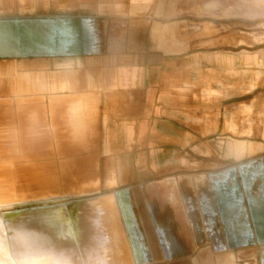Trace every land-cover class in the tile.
<instances>
[{"label":"crops","instance_id":"0c3cea01","mask_svg":"<svg viewBox=\"0 0 264 264\" xmlns=\"http://www.w3.org/2000/svg\"><path fill=\"white\" fill-rule=\"evenodd\" d=\"M194 1L30 0L28 12L37 17L0 20V55L24 52L32 65L49 67L51 81L18 73L13 64L4 75L20 102L76 88L70 95L81 97L67 112L74 138L96 112L103 129L107 113H116L109 126L116 142L140 150L129 154L141 181L123 190L138 264H264V162L222 167L261 148L240 150L252 144L231 138L217 140L213 153L207 145L222 136L224 122L235 134L230 108L255 91L260 72L252 67L264 51H246L240 22L202 18ZM55 71L65 79L77 72V86L55 81ZM37 110L30 109L29 121ZM2 127L15 143L17 126L0 121ZM214 154L221 163L209 162ZM114 173L110 188L118 166Z\"/></svg>","mask_w":264,"mask_h":264},{"label":"rangeland","instance_id":"374dc122","mask_svg":"<svg viewBox=\"0 0 264 264\" xmlns=\"http://www.w3.org/2000/svg\"><path fill=\"white\" fill-rule=\"evenodd\" d=\"M208 1H194L197 9L205 14V16L201 15L202 18L215 21L229 19L231 25L234 22H240L238 28L245 33L247 38L245 50L251 54L264 51V0H217L219 6L211 10L204 7V3ZM29 8L30 0H23L21 3L20 0H0V20L13 21L20 18L37 17V15L29 14ZM260 60V66L252 67V70L256 68V72H260L259 78L254 82L255 91L241 99L244 103L230 108L229 113L233 116V122L236 125L235 134L225 131L224 122L222 136L209 137L210 141L207 145L208 152L213 153L217 140L224 141L231 138L252 144L245 143L240 146V150L248 151V147L249 150H253L254 145L255 148H261V151L240 161L224 160L223 168H236L258 160L264 162V60L262 57ZM11 64L15 66L18 73H26L31 77L36 78L38 75H43L46 81H51V78L47 79V76H52L51 73L47 74L49 67L44 63L32 65L24 52L17 55H0V73H2L0 75V120L4 124L17 126L18 131L17 141L13 148L10 147L7 150L5 158L7 163L13 167L8 174V179L14 183L18 196L32 198L54 193L73 194L75 197L45 203L32 202L16 205L1 211V214L5 220L13 221L33 215H39L40 219L54 216L57 217L58 223L70 226L71 232L76 234V216L79 208L88 199L113 194L120 207L126 204L123 190L141 181L140 176L136 174L137 171L134 170L132 174L135 160L130 158L129 153L134 151L136 155L140 150L129 149L128 145L116 142L119 139L116 138V129L109 127L112 123L111 118L116 114L113 112L107 113L109 116L107 125L109 126L106 129L100 125L102 113L96 112L94 120L86 122L82 135L74 138L67 126V112L71 103L81 97L77 94L70 95V93L77 92L76 88L71 87L66 94L54 91V95L48 92L43 97L25 96L22 97L21 102L16 101L10 93V80L4 75L3 70ZM252 70L250 73L247 72L248 76L254 75ZM64 75L67 76V81L74 82V86H77V72ZM53 76L57 82L66 80L63 74L57 71ZM248 85L245 87L247 93L251 92L248 91ZM108 99L109 103H113L111 97ZM244 105L249 106V109L243 108ZM4 109L6 111H3ZM30 109L39 110H37L36 121L28 120ZM27 128H31L33 133L28 132ZM105 150L108 153L105 154ZM213 157L216 158H211L209 162H222L217 155L214 154ZM117 166L120 170L117 185L110 188L108 180L113 177L112 175L116 176L114 172ZM77 193L83 194L78 196ZM129 211L127 207V212ZM126 215L123 220L126 219ZM132 218L133 216L130 219ZM125 227L132 246L133 231L128 228L127 224Z\"/></svg>","mask_w":264,"mask_h":264},{"label":"bare ground","instance_id":"6f19581e","mask_svg":"<svg viewBox=\"0 0 264 264\" xmlns=\"http://www.w3.org/2000/svg\"><path fill=\"white\" fill-rule=\"evenodd\" d=\"M9 133L2 127L0 264H138L125 230L130 218L125 213L124 204L120 207L114 195H102L84 202L76 216V234L71 232L70 226L58 223L54 216L40 219L39 215H33L16 221L4 219L1 211L16 205L75 197L73 194L54 193L32 198L18 196L14 183L8 179L13 167L5 159L7 150L14 146L13 140L7 138Z\"/></svg>","mask_w":264,"mask_h":264}]
</instances>
